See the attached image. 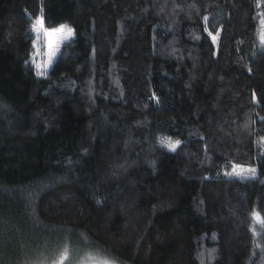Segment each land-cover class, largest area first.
<instances>
[{
	"label": "trees",
	"instance_id": "obj_1",
	"mask_svg": "<svg viewBox=\"0 0 264 264\" xmlns=\"http://www.w3.org/2000/svg\"><path fill=\"white\" fill-rule=\"evenodd\" d=\"M39 16L73 31L44 76ZM260 19L264 0H0V264H264Z\"/></svg>",
	"mask_w": 264,
	"mask_h": 264
},
{
	"label": "snow or ice",
	"instance_id": "obj_2",
	"mask_svg": "<svg viewBox=\"0 0 264 264\" xmlns=\"http://www.w3.org/2000/svg\"><path fill=\"white\" fill-rule=\"evenodd\" d=\"M32 31L36 34V40L39 41L41 39V33L43 34V38L46 42V56L47 59L43 62V64L36 62L37 68V75L44 76L46 75L47 69L52 66L54 59L56 58L57 53L60 50V44L65 41L69 40L73 36V31L66 26H61L59 28H53L49 30L45 27V21L43 16L39 19H36L35 22L32 24ZM211 35V34H210ZM213 41L216 40V36L211 37ZM37 55H39V47L37 46ZM35 62V60H34ZM162 144H165L169 147L171 151H175L177 144H173L170 141L162 140ZM239 175L236 169L233 170ZM254 174V170H249ZM255 220L260 223H264V220L259 216V214L255 215ZM66 258V257H65ZM60 264H63V260L60 261ZM85 264H108L107 261H96L94 257H88Z\"/></svg>",
	"mask_w": 264,
	"mask_h": 264
},
{
	"label": "rangeland",
	"instance_id": "obj_3",
	"mask_svg": "<svg viewBox=\"0 0 264 264\" xmlns=\"http://www.w3.org/2000/svg\"><path fill=\"white\" fill-rule=\"evenodd\" d=\"M41 16L37 17L36 19H39ZM35 19V20H36ZM35 22V21H34ZM61 26H66L67 28H70L72 29L70 26L66 25V24H58L56 25V27H51V28H48L49 30L53 29V28H59ZM259 36H260V39L262 40V43L264 45V21L263 19H260V22H259ZM38 42V43H37ZM36 42V47H35V52L32 56V63L34 65V67L36 68V62L38 63H41L43 64V62L47 59V56H46V52H47V48H46V42L43 38V34L41 33V39L39 41ZM41 45V46H39ZM37 46L39 47V55H37ZM35 60V62H34ZM87 260H84L82 263L80 264H85ZM96 261L100 262V261H104V260H98L96 259ZM108 264H113V263H108Z\"/></svg>",
	"mask_w": 264,
	"mask_h": 264
}]
</instances>
